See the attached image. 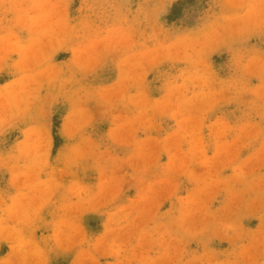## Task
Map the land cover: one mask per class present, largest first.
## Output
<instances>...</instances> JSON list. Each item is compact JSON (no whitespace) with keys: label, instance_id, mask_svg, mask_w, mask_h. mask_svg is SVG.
Returning <instances> with one entry per match:
<instances>
[{"label":"rangeland","instance_id":"374dc122","mask_svg":"<svg viewBox=\"0 0 264 264\" xmlns=\"http://www.w3.org/2000/svg\"><path fill=\"white\" fill-rule=\"evenodd\" d=\"M0 264H264V0H0Z\"/></svg>","mask_w":264,"mask_h":264}]
</instances>
